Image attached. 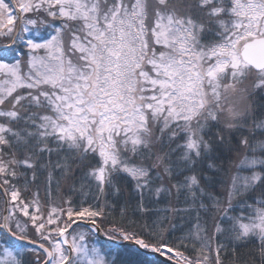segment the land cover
<instances>
[{
	"label": "snow or ice",
	"instance_id": "obj_1",
	"mask_svg": "<svg viewBox=\"0 0 264 264\" xmlns=\"http://www.w3.org/2000/svg\"><path fill=\"white\" fill-rule=\"evenodd\" d=\"M0 264H264V0H0Z\"/></svg>",
	"mask_w": 264,
	"mask_h": 264
}]
</instances>
